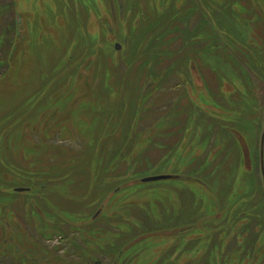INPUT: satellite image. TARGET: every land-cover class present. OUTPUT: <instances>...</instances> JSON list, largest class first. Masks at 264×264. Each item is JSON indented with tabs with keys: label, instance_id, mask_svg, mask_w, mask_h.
Listing matches in <instances>:
<instances>
[{
	"label": "rangeland",
	"instance_id": "obj_1",
	"mask_svg": "<svg viewBox=\"0 0 264 264\" xmlns=\"http://www.w3.org/2000/svg\"><path fill=\"white\" fill-rule=\"evenodd\" d=\"M154 1L0 0V264H264V0H171L216 39L171 76L137 56Z\"/></svg>",
	"mask_w": 264,
	"mask_h": 264
},
{
	"label": "trees",
	"instance_id": "obj_2",
	"mask_svg": "<svg viewBox=\"0 0 264 264\" xmlns=\"http://www.w3.org/2000/svg\"><path fill=\"white\" fill-rule=\"evenodd\" d=\"M162 1L161 0H159V1L155 0L154 4H152V6H151V8H153V7L155 9L158 8L159 12L162 13V15H160V18H158V19H153L155 17L151 18L152 19L151 24H150L151 20L147 21V19L149 18V15H143V16L139 17L140 19H138L137 21H136V19H133V23H134L135 28H136L133 30H135V33L138 36L140 35V37H138V39H139V50L137 51V56H138V53L143 58H144V56L149 55L150 59L154 58V60H155L154 62H148L147 63L148 69L151 72L150 74H152L153 71H155V73H157V71L162 69L161 67H163V63L168 61L169 55H170L171 51L174 49V46L172 47V45L169 43L173 42V40H175V39L179 40V35L181 37H183L185 35L187 36L188 34L190 36H195V41L193 44L195 45V42H196L197 46H198L199 45L198 41H199V42H201V44L199 46H202L203 44H205L206 46L209 47V51L214 50L216 47L215 43H213V42H216V39L213 40V38H212L213 32L212 31H206V29H205V26L208 24V20L202 21V19H200L199 25L201 27L198 31H195V29H193V28L190 29L187 27V21H188L190 15L187 18H185V16L182 17L184 13L186 14L185 8H186V5H188L187 1H186V3H184V1H182V2L178 1V5H180V4L183 5V11L181 10V7L175 5V7H177V10L174 11L173 17H169V18L167 16V14L169 13V9H170V7L168 5H169V2L170 3H172V2H171V0H165L166 3L164 0H162ZM206 12H208V11H206ZM122 17H125V16H122ZM168 20L170 21L169 23H168ZM139 23H141V26H140L141 29L136 27V25H138ZM180 24H182L183 27H181ZM154 25H156L155 27H157V29L153 30V32L158 33L161 36L159 38H155L154 35H150L147 32L150 29V27L154 26ZM136 30H138V31L140 30L141 33H139ZM174 30H176L177 32H175ZM179 32H181V33L179 34ZM186 33H188V34H186ZM142 39L145 40L144 44L143 43L140 44V41ZM171 39H173V40H171ZM127 40H129V39H127ZM156 49L158 50L159 53H156V51H155ZM151 52H154L157 56H160L159 57L160 60H157L156 55H152ZM199 52H201V54H202L203 48H200ZM128 55L130 56V51L128 52ZM201 58L204 61V63H207V59L203 55H201ZM127 59H128V57H127ZM126 62H127V60H126ZM234 63H236V62H233V65H234ZM128 64L132 68L133 65H131L132 63L130 61L128 62ZM163 68H166L167 76L168 75L169 76L174 75V73L176 75H179L181 72L185 73L186 75H189V73H190V71H188V70L184 71L182 67L178 68V65L170 67V64H168V63L166 64V67H163ZM176 69H178V70L175 71ZM233 72L234 73L232 74V77H231L232 80L233 81L235 79L240 80V74H238L239 71L237 72V70L235 68H233ZM152 75L154 76V74H152ZM152 75H150V76H152ZM150 76H145L146 77L145 85L143 86V88L140 91V94H143V96H145L147 94V92L149 91V89L151 88V86L154 82V77L152 76V78H153L152 79V78H150ZM147 82H150L149 85L146 84ZM223 83H224V81H222L221 85H223ZM235 83H236V81H235ZM224 88H225V86H224ZM224 88L222 90H224ZM231 94L233 95V98H238V97H241L239 95H241L242 92L240 91V88L238 90H236V86H233V84H232ZM235 103L240 104L239 100L234 101L233 106L235 105ZM209 109L212 110L211 112L219 113L217 111L218 108L215 110V109L210 107ZM233 109H234V107H233ZM231 116L232 117H230V120L232 122L237 121L239 123V121L242 119L239 111H237L235 113H231ZM200 132H201V130L197 131V133H199V134H200ZM143 137L147 138L146 135H144ZM208 140L209 139H207V141ZM207 141H206V143H207ZM129 143H130V141L124 143L122 149L118 152V157L115 158L116 162H118V160L120 159L122 154L129 147ZM205 150H206V147L203 149V151L200 152V155H203ZM260 151H261V148H260ZM200 155L198 157H200ZM193 159H195V158H193ZM193 159H191V160H193ZM187 163H192V162H187ZM170 177L186 179L185 176H183L182 174H178V173L177 174L176 173L170 174ZM136 179L137 178H135V180ZM124 181L126 182L129 180L126 179ZM195 181L202 184V181L200 179H195ZM125 186H127V183L119 184L116 186V188L120 189V188H123ZM113 190H112V192H113Z\"/></svg>",
	"mask_w": 264,
	"mask_h": 264
},
{
	"label": "water",
	"instance_id": "obj_3",
	"mask_svg": "<svg viewBox=\"0 0 264 264\" xmlns=\"http://www.w3.org/2000/svg\"><path fill=\"white\" fill-rule=\"evenodd\" d=\"M115 48H119V44L116 43L115 44ZM263 134H264V126H263V131H262V138H263ZM262 141V139H261ZM170 177V174H155V175H149V176H145L143 178H141L142 181H151V180H156V179H165ZM25 189L24 187H16V190H23Z\"/></svg>",
	"mask_w": 264,
	"mask_h": 264
},
{
	"label": "flooded vegetation",
	"instance_id": "obj_4",
	"mask_svg": "<svg viewBox=\"0 0 264 264\" xmlns=\"http://www.w3.org/2000/svg\"><path fill=\"white\" fill-rule=\"evenodd\" d=\"M262 196H263V198H264V193H263V192H262ZM236 259H237V261H233L232 264H237L240 258L237 257ZM171 264H176V260H171ZM230 264H231V263H230ZM246 264H252V262L249 261V262H247Z\"/></svg>",
	"mask_w": 264,
	"mask_h": 264
}]
</instances>
